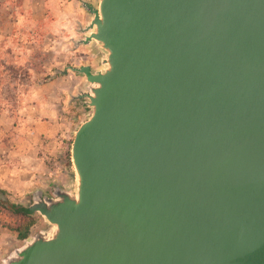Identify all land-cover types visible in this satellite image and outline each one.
I'll use <instances>...</instances> for the list:
<instances>
[{"label": "water", "instance_id": "water-1", "mask_svg": "<svg viewBox=\"0 0 264 264\" xmlns=\"http://www.w3.org/2000/svg\"><path fill=\"white\" fill-rule=\"evenodd\" d=\"M79 1L73 171L1 264H264V0Z\"/></svg>", "mask_w": 264, "mask_h": 264}, {"label": "rangeland", "instance_id": "rangeland-1", "mask_svg": "<svg viewBox=\"0 0 264 264\" xmlns=\"http://www.w3.org/2000/svg\"><path fill=\"white\" fill-rule=\"evenodd\" d=\"M77 1L79 3H77L79 5L77 12H72L69 19L61 20L60 23L58 21L65 11L63 8L67 7V0H0V63L4 64L1 69L5 75L0 85V106H2L0 114H7L16 122H20L33 110L37 88L49 81L46 78L50 77L51 80L57 74H64L57 72V69L63 70L68 65L82 64H91L95 68L100 66L99 56H90L95 53L94 49L78 43L87 33L86 27L91 14L79 0ZM88 1L96 7L99 0ZM39 8H42L43 12H40ZM11 68L20 69V73L29 72V81L25 80L18 85L13 79ZM68 73L72 77H83L70 70ZM85 89L84 87L83 90ZM78 91L74 90L72 105L66 107L64 112L72 118L70 119L72 132L86 119L88 112V108L78 99ZM64 99L66 105V96ZM72 140L73 133L71 143ZM68 151L63 153L60 159L58 158L61 166L59 173L65 168L71 169L69 174L73 171ZM58 178L62 177L59 175ZM54 185L62 184L55 182L49 187L48 192L44 193L48 194ZM31 193L21 198L8 192V195L6 194L8 200H0L6 203V207H10L11 204L29 207L32 201ZM33 217L35 223L30 228L28 237L48 226L38 212H35ZM26 220L27 218L21 213H15L0 205V264L1 259L9 255L13 249L20 247L28 238L20 240L15 230Z\"/></svg>", "mask_w": 264, "mask_h": 264}, {"label": "crops", "instance_id": "crops-1", "mask_svg": "<svg viewBox=\"0 0 264 264\" xmlns=\"http://www.w3.org/2000/svg\"><path fill=\"white\" fill-rule=\"evenodd\" d=\"M77 3V0H67V7L63 8L65 11L58 22L77 12ZM69 74L56 75L37 88L35 106L20 122L0 114L1 190L22 198L34 189L48 192L52 184H63L70 175L71 169L66 168L59 173L61 166L58 163L62 154L70 151L73 133L72 118L64 112L72 105L74 90H83L86 81L84 77Z\"/></svg>", "mask_w": 264, "mask_h": 264}, {"label": "trees", "instance_id": "trees-1", "mask_svg": "<svg viewBox=\"0 0 264 264\" xmlns=\"http://www.w3.org/2000/svg\"><path fill=\"white\" fill-rule=\"evenodd\" d=\"M1 67H4L3 63H0V85L4 79V72L2 71ZM12 70V71H11ZM11 74L14 76L13 79H15L17 81V84L20 85L23 81L30 79V74L27 71H24L23 73H20V69H16V68H11ZM59 75V74H57ZM46 80H50V77H47ZM0 109L2 110V106H0ZM68 155H69V162H70V151H68ZM3 193L8 195V192L6 190H1ZM8 200V199H7ZM0 205H3L5 208H9L11 210H13V212L15 213H21L22 215H24L27 220L21 224L20 226L16 227L15 230L18 232V238L20 240H23L25 238H27L30 235V228L34 225L35 223V219L33 217V213L29 212L28 207H24V206H17L14 204H11L10 207H6V203H4L3 201L0 200Z\"/></svg>", "mask_w": 264, "mask_h": 264}, {"label": "flooded vegetation", "instance_id": "flooded-vegetation-1", "mask_svg": "<svg viewBox=\"0 0 264 264\" xmlns=\"http://www.w3.org/2000/svg\"><path fill=\"white\" fill-rule=\"evenodd\" d=\"M78 97H79V96H78ZM78 99H79L80 102H82V103L84 104V106H86V104H85L86 97L81 96V97H79ZM86 107H87V106H86ZM87 108H88V107H87Z\"/></svg>", "mask_w": 264, "mask_h": 264}]
</instances>
